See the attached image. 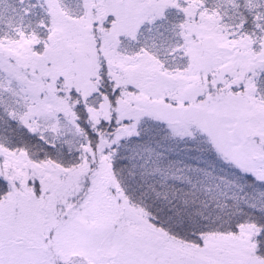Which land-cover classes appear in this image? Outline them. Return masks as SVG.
Listing matches in <instances>:
<instances>
[{
  "label": "snow or ice",
  "instance_id": "snow-or-ice-1",
  "mask_svg": "<svg viewBox=\"0 0 264 264\" xmlns=\"http://www.w3.org/2000/svg\"><path fill=\"white\" fill-rule=\"evenodd\" d=\"M0 264H264V0H0Z\"/></svg>",
  "mask_w": 264,
  "mask_h": 264
}]
</instances>
